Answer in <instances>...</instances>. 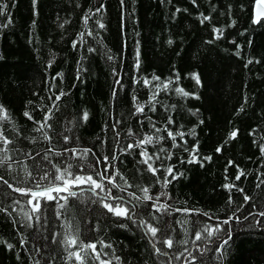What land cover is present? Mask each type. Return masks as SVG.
Listing matches in <instances>:
<instances>
[{"label": "trees", "instance_id": "16d2710c", "mask_svg": "<svg viewBox=\"0 0 264 264\" xmlns=\"http://www.w3.org/2000/svg\"><path fill=\"white\" fill-rule=\"evenodd\" d=\"M0 3L8 5L0 16V105L8 114L0 120V130L14 141L7 146L12 169L6 163L0 175L13 187H32L30 178L24 182L25 168L33 175L45 170L54 174L52 165L63 169L72 164L75 174L93 175L105 188L93 194L89 184H82L73 189L76 196L62 193L68 196L66 203L59 201L65 204L63 209L57 201H42V214H36L39 222L33 219L32 227H27L24 213L32 215L30 197L0 181V207L5 209L0 211V264H75L63 243L69 233L96 242L98 250L101 240L111 244L112 248L103 249L109 256L102 259L111 260L114 251L120 264H264V217L243 219L249 212H264V154L260 151L264 145V20L252 22L255 0H124L123 6L121 0H37L35 7L32 0ZM101 4L103 9L96 12ZM204 16L209 19L201 23ZM214 28L223 29V35ZM137 46L139 69L135 67ZM192 73L199 75V85ZM117 79L120 84L115 83ZM176 88L194 95L184 97ZM136 103L144 106L142 113L136 112ZM46 115L51 127L35 131ZM169 118L173 123H168ZM233 130L237 136L229 139ZM168 131L184 134L176 136L179 147L172 146ZM44 132L50 140L44 139ZM145 136H152V143L127 147ZM193 145L199 163L187 162L191 153L185 149ZM49 148L52 151L44 160ZM65 148H86L91 153L79 159ZM142 150L153 156L150 163L159 169L155 176L142 163ZM173 165L174 172L182 175L162 187L165 169ZM240 171L244 175L236 180ZM108 177L115 183L109 184ZM225 184L235 188L225 189ZM145 187L153 201L165 193L155 202L170 207L156 211L153 201L129 195L142 197ZM109 189L123 201L105 202L122 203L130 210L135 206L133 219L143 218L160 229L156 241L173 238L172 248L157 242L167 255L155 253L150 238L133 220L116 217L102 207L100 200ZM245 195L250 197L247 203ZM233 212L240 220L222 225L232 229L223 255L215 251L219 246L215 237L211 242L195 239L196 231L214 227ZM255 219L262 223L256 225Z\"/></svg>", "mask_w": 264, "mask_h": 264}, {"label": "snow or ice", "instance_id": "6c2138e0", "mask_svg": "<svg viewBox=\"0 0 264 264\" xmlns=\"http://www.w3.org/2000/svg\"><path fill=\"white\" fill-rule=\"evenodd\" d=\"M33 2V6L35 7L37 0H32ZM193 3H195V0H193ZM124 4V0H121V6H123ZM255 5L258 10L255 14H254V18H253V23L257 24L260 23L262 20H264V0H255ZM104 5L101 4L97 9L96 12H100L103 9ZM8 8L7 4L4 3H0V16H4L6 14V10ZM177 12L180 11L179 8L176 9ZM88 15H85V23H87L88 20ZM209 17L208 16H204L203 20L201 21V23H203L205 20H208ZM9 23H11V19L9 18ZM6 26V25H4ZM99 27L100 28H104V24L103 23H99ZM214 32L219 33L220 35H223V29H217L214 28L213 29ZM89 35H91V33H89ZM217 39L220 38V36L218 35L216 37ZM172 41L169 40V44H171ZM74 47H75V43H74ZM239 48L240 46L237 45V55H239ZM93 49H89V51H92ZM140 53H139V47L137 46V50H136V62H135V67L137 69H139L140 67V59H139ZM109 60L113 59L112 56L108 57ZM248 63H252L251 60L248 61ZM247 66V65H246ZM57 75H61V74H57ZM113 75H116V71L115 69L113 70ZM192 79L195 80L196 84H200V78L199 75L196 73H192L191 74ZM79 75L77 76V79H79ZM153 80H159L160 78L157 76H153L152 77ZM176 79H179V77L177 76ZM116 84H120V80L117 79L115 81ZM150 81L149 80H144V84L147 85L149 84ZM164 88L168 87V84L165 83L163 85ZM175 91L177 92V94L182 95L184 97H188L190 95H194L192 93H189L187 91H185L182 88H176ZM64 93H61V95H63ZM116 95V90L113 89V96ZM60 97L57 96V99H59ZM198 98V97H195ZM150 99H154V96L151 97ZM134 102H136V98L133 97ZM144 111V106L136 103V112L137 113H142ZM195 115V113H193ZM7 112L4 108L3 105H0V120H6L7 119ZM25 116H27L30 120L32 119V117L29 115V113L25 112L24 113ZM50 119V117L48 115L45 116L44 118V122L42 124H40V127L35 129V131H42L45 127H51L50 124H48V120ZM83 119L87 120L88 119V113L84 112L83 114ZM40 123V122H37ZM168 123L171 124L173 123L172 119L169 118ZM157 131H159V129H157ZM194 134V133H193ZM129 135H132L131 130H129ZM179 135L181 137H183V133L177 132V133H173L172 131H168V136L170 138H172L173 140V147H179V145H177L175 143V139L176 136ZM237 136V131L233 130L230 132L229 134V139H235V137ZM35 139V138H33ZM44 139L45 140H50V137L48 136V134L46 132H44ZM158 139H163V137H159ZM65 143L68 142L69 137L65 136L64 137ZM153 141V137L152 136H145L143 139L138 140L136 145L133 144H129L127 145V147L129 149L133 148V147H139L140 145H146L149 143H152ZM0 142H2V144L4 145V147H0V153H4V155L2 157H0V167H3L7 161H9L11 159V157H9L7 155V152L9 151L8 149V145L13 144L14 141L13 139H10L8 137V135L6 134L5 130H0ZM19 150V149H17ZM52 149L49 148L46 150L45 155L43 157L44 160H48V155L47 153L51 152ZM65 152H71L73 157H77L79 159H84L85 157H87L89 155V153H91V149H76V148H65L64 149ZM161 152L164 151L163 148L160 149ZM185 151H190L191 153V159L188 160V163H199V160L197 159L198 156V149L196 145H193L192 148L189 149H185ZM217 152L221 151V148H217L216 149ZM260 151L262 154H264V145L260 146ZM37 155H40V153H37ZM56 155H60V153H56ZM140 155L142 157H144V159L142 160V163L147 165V169L148 171L152 172V174L155 176L156 173L159 171L158 168H155L153 166L152 163H150V161L153 159V156H150L146 151H141ZM168 159H171V153L168 154L167 156ZM112 159H115V156L112 157ZM156 159L159 160L160 156H156ZM204 159L207 160H211V157H204ZM109 161V157L105 156L104 157V162L108 163ZM50 163V161H49ZM100 160L97 159L95 161V164H99ZM229 165L232 164L231 161L228 162ZM89 168L93 167V164H88L87 165ZM53 168H55V173L51 174L49 173V171L45 170L42 172V174H38V175H33L32 172H29L27 168L24 169L25 171V183L28 182V179L30 178L32 181V187H13V185L11 183L8 182V180L4 179L3 175H0V181H2L4 184H7L8 188L12 189L14 192L20 193L21 195L24 196H28L30 197L27 201V203L29 205H31V211H32V215H29L27 212L24 213V216L26 217L27 221L29 222L26 226L27 227H32V223L31 221L33 219H35L37 222H39L40 220V216L36 215L37 213H41L42 214V201H57L58 202V208L59 209H63L65 207L64 203H59V201H65V203L67 202L68 196H76L77 192L73 191L74 188L79 187L82 184H89L91 186V189L93 191V194H97L96 190L98 189L101 192H105V188L103 186V184L101 182H98L96 179L93 178V175H86V176H82V175H78L75 174L72 169L74 167V165L69 164L66 168L61 169V167H59L58 165H52ZM75 167H81L83 169L82 165H76ZM174 165L173 166H168L165 169L166 175L163 177L162 180V187H167L168 184H170L172 182V180H176L178 179L179 175L181 174H177L176 172H174ZM7 168L8 169H12V164L7 163ZM105 171H107V169H105ZM227 171V169H226ZM96 175H99V173H96ZM244 175V173L242 171L238 172V174L235 176L236 180H240L241 177ZM169 177H171V179H169ZM227 179V177H225ZM101 181H103L105 179L104 176L100 177ZM108 183L109 184H114V180L111 177H108ZM121 179H123V177H121ZM45 181H47V183H44ZM158 183H160L161 181L158 179L157 180ZM125 185L127 186H131L128 185V182L125 180ZM223 187L225 189H234L235 185L234 184H225L223 185ZM123 191V189H121ZM141 191L143 192V196L139 197L136 196L135 193H129L130 196H132L134 199L136 200H144V201H153V197L149 195V189L148 188H142ZM238 191L243 192V189H238ZM62 193H67L68 196L65 195H61ZM162 195H165V193H160L155 197V200L153 201V208L156 211H161L163 210H167L170 205H166V204H159V206H157L155 201H159L160 197ZM250 197H248L247 195H245L243 197L244 203H247L249 201ZM106 200H113V201H123V197H117L112 195L111 190H107L106 191V195L104 198H101L100 202L102 204V207L107 209L108 212L112 213L114 216L116 217H122V218H126V219H130L133 220L134 223H137L138 226H140L143 230L146 236H148L149 242L152 245V248L154 249L155 253L157 254H161V255H167V253H161V249L159 247H157V242H162L166 247L168 248H172L174 245V240L171 237H167L162 239L161 241H156V237H157V233L160 231V229H158L157 227L153 226L151 223L147 222L146 220H144L143 218H136L133 219V217H135V210L134 207L130 210L128 207L123 206L122 203H108L105 202ZM233 202V198L231 195H229L228 197V203L231 204ZM15 203H19V201H15ZM239 209H237L238 211ZM0 211H5L4 208L0 207ZM176 211H183L185 213H191L194 212L195 210H190V209H176ZM60 212H57V218H60ZM204 215H208L207 213H204ZM250 216L253 217H264V212H249L247 216H244L243 219L247 220ZM209 219H211L212 217L209 216ZM233 219H236L237 221L240 220V217L236 216L235 213L233 212L232 215H229L226 219H224L223 221L218 222L214 227L212 226H204V228L202 230H198L195 232V239L197 241L202 240V239H208L209 242H211L212 238L215 237L216 240L219 241V246L215 248V251L218 253H222V250L225 249V247L228 245L229 241L232 239V229L228 228L227 230H225L222 225H228L229 222ZM254 223L256 225H260L262 223V221L260 219H255ZM120 227H126V225H119ZM223 233V234H222ZM53 239H55V237H53ZM0 243H3V241H0ZM24 241H21V244H23ZM64 245H65V250L67 251L68 254V258L70 260L75 261V264H95V262H98V264H112V260L116 261V264H120L121 258L115 254V252L113 251L111 253L112 259H102L103 257H107L109 256L108 252L103 251V249L105 248H112L111 244H105L103 240L99 241V245H100V250H98V245L96 242H85L83 240L80 239L79 235H72L71 233H69L64 241H63ZM179 243L183 244L186 243V241H180ZM7 247L9 249H11L13 247L12 244H7ZM68 249H73L72 251H68ZM199 251H201V253L203 254V252L205 251V249H198ZM183 255V253H180V255L176 256L175 258L177 260L180 259V257ZM196 257H192V260L195 261ZM170 264V262H169Z\"/></svg>", "mask_w": 264, "mask_h": 264}, {"label": "water", "instance_id": "95a60500", "mask_svg": "<svg viewBox=\"0 0 264 264\" xmlns=\"http://www.w3.org/2000/svg\"><path fill=\"white\" fill-rule=\"evenodd\" d=\"M258 10H260V9H258V8L256 7V5H255V8H254V14H255Z\"/></svg>", "mask_w": 264, "mask_h": 264}]
</instances>
